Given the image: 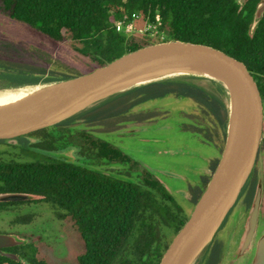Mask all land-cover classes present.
I'll return each mask as SVG.
<instances>
[{"label":"trees","instance_id":"obj_1","mask_svg":"<svg viewBox=\"0 0 264 264\" xmlns=\"http://www.w3.org/2000/svg\"><path fill=\"white\" fill-rule=\"evenodd\" d=\"M260 1L247 0L240 6L236 0H0V15L63 44L85 58L89 70L157 42L181 40L210 45L246 66L264 105V13L250 31L253 13ZM131 13L139 14L140 18L135 20L137 25L154 23L158 14L161 21L158 30L166 39L153 41L116 31V21L130 17ZM22 51L16 43L0 40V74L45 79L81 74L10 60L20 58ZM6 69L16 75L2 71ZM165 96L191 99L200 108V118L202 114V120L207 122L205 125L183 123L182 129L197 133L222 150L227 109L220 86L213 83L204 86L191 77L149 83L120 92L63 123L22 135L34 138L29 141L23 137V147H20L33 159L0 157V193L24 192L29 197L0 201V211L22 204L48 205L56 220L80 236L82 251L75 264H159L169 244L167 233L174 235L188 217L182 206L151 171L107 139L90 129L77 128L71 121L80 119L88 126L99 124L105 127L104 132L116 130L118 123L124 121L142 125L160 114L153 107L137 108ZM262 148L264 121L259 151ZM70 149L77 152L71 161L49 154ZM217 162L218 159L212 163V170ZM117 163L129 166L115 170L112 165ZM91 167L132 180L115 178ZM208 180L205 177L202 181V190ZM256 186L254 170L244 194L247 207ZM202 190L193 191V202ZM262 201L264 206V192ZM34 219L33 212L17 214L9 225H27ZM23 238L28 239L27 243L6 248L17 253L21 261L0 255V264H44L25 249L32 239Z\"/></svg>","mask_w":264,"mask_h":264},{"label":"water","instance_id":"obj_2","mask_svg":"<svg viewBox=\"0 0 264 264\" xmlns=\"http://www.w3.org/2000/svg\"><path fill=\"white\" fill-rule=\"evenodd\" d=\"M236 1L242 6L247 0ZM263 13L264 0H261L255 7L250 31L255 29ZM2 71L16 75L9 69ZM22 76L14 78L0 74V87L45 84L48 88L19 105L0 111V141L12 145L23 144L18 142L21 135L63 123L120 92L149 83L191 77L198 81L206 79L222 88L227 121L220 157L189 217L175 233L159 262L203 264L220 230L232 224L233 221L227 223L228 218L234 217L238 202L244 199L259 153L263 100L246 66L210 45L167 40L126 52L103 66L76 76L61 79ZM49 154L67 161L73 159L63 153ZM91 168L115 178L132 180L111 171ZM28 197L24 192L0 193V201L26 200ZM260 200L261 186L258 185L245 220L241 251L253 238ZM27 241L16 234L0 232V255L21 261L17 253L6 248ZM252 264H264V235L257 240Z\"/></svg>","mask_w":264,"mask_h":264},{"label":"rangeland","instance_id":"obj_3","mask_svg":"<svg viewBox=\"0 0 264 264\" xmlns=\"http://www.w3.org/2000/svg\"><path fill=\"white\" fill-rule=\"evenodd\" d=\"M128 36L153 41L166 39L164 33L158 29L156 33L155 31L150 33L144 27L142 31L135 30ZM0 40L14 42L23 49L20 58L12 57L10 60L22 61L54 71L68 70L80 73L89 71L85 58L78 56L63 44L1 15ZM199 83L207 86L209 82L204 79ZM146 107L157 109L160 115L142 125L124 121L118 123L119 127L116 130L104 132V126L99 124L88 126L80 119L73 124H76V127L80 129H90L97 136L107 139L151 171L189 217L195 203L190 196L191 190L194 189L192 186L199 182V189L202 190L204 186L200 181L203 172L199 171L200 168H205L208 165L204 157L219 159L221 151L212 143L204 141L197 133L182 129L183 123L205 125L207 122V120L204 121V118L202 120V114L200 118V108L191 99L168 96L147 101L137 109L141 110ZM23 137L20 136L19 143L23 142ZM24 138L29 141L34 140L31 137ZM20 147L23 145H12L0 141V157L22 161L33 159L31 154H26ZM63 154L73 158L77 152L75 149H70ZM112 166L115 170H121L128 168L129 164L117 163ZM254 170L258 185L261 186V192H264V148L260 149L258 153ZM205 177L209 178L210 174ZM248 210L249 207L242 198L233 213L234 217L228 218L227 223L233 221L229 229L224 227L217 235V238L227 241L230 249L238 243L237 237L245 223ZM28 212L35 213L32 223L18 226L9 225V221L15 215ZM258 222L257 229L260 233H264L263 201ZM229 230L230 234L232 232L235 234V237L230 238ZM0 232L32 239L31 245L25 249L44 264H75L77 257L81 255L82 243L78 232L56 220L52 210L44 203L22 204L15 209L0 211ZM174 236L175 234L173 235L171 232L167 233L169 243Z\"/></svg>","mask_w":264,"mask_h":264},{"label":"flooded vegetation","instance_id":"obj_4","mask_svg":"<svg viewBox=\"0 0 264 264\" xmlns=\"http://www.w3.org/2000/svg\"><path fill=\"white\" fill-rule=\"evenodd\" d=\"M165 97H168V96H165ZM261 205H262V192H261L258 221H259V217L261 213ZM258 221H257V224H259ZM229 227L230 225L227 226L228 229ZM244 227H245V223L241 227V232L238 234V237H237L238 243L232 249H230V246L227 245V241L221 240L216 237L207 252V255H206V258L203 264H252L255 251H256L257 240L262 235H264V233H260L259 229H257V226H256L251 242L249 243L246 249L241 251L240 242H241L242 233L244 231ZM230 232L231 231L229 230L228 235H231L230 238L235 237V234H233V232L232 234H230Z\"/></svg>","mask_w":264,"mask_h":264},{"label":"bare ground","instance_id":"obj_5","mask_svg":"<svg viewBox=\"0 0 264 264\" xmlns=\"http://www.w3.org/2000/svg\"><path fill=\"white\" fill-rule=\"evenodd\" d=\"M47 88L48 87L45 84L25 85L21 87H0V111L19 105L43 92ZM215 102L216 101H214V103Z\"/></svg>","mask_w":264,"mask_h":264},{"label":"built area","instance_id":"obj_6","mask_svg":"<svg viewBox=\"0 0 264 264\" xmlns=\"http://www.w3.org/2000/svg\"><path fill=\"white\" fill-rule=\"evenodd\" d=\"M140 16L138 13H131L130 17H124L121 19H118L115 23V29L116 31H123L127 36L133 31H142V28L150 33L157 32L158 26L161 24L160 17L157 14L155 16V22L154 23H144L143 25H137L135 23L136 19H139ZM146 26V27H145Z\"/></svg>","mask_w":264,"mask_h":264},{"label":"crops","instance_id":"obj_7","mask_svg":"<svg viewBox=\"0 0 264 264\" xmlns=\"http://www.w3.org/2000/svg\"><path fill=\"white\" fill-rule=\"evenodd\" d=\"M204 159L208 163V165L205 168H200V170H199V171H202L203 172V174L201 175V179H200L201 184H202V181L204 180L205 176H207L208 174L211 175V173H212L211 165H212V163L214 161L217 160V159L216 160L215 159H209V158H206V157H204ZM199 183H197V185H195V186H192L194 188V190H196V191L199 190V188H200ZM193 191L191 190V192H190L191 199H192Z\"/></svg>","mask_w":264,"mask_h":264}]
</instances>
